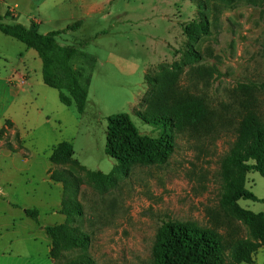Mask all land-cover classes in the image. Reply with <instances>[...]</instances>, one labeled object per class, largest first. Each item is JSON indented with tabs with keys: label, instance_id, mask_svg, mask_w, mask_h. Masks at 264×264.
Wrapping results in <instances>:
<instances>
[{
	"label": "rangeland",
	"instance_id": "1",
	"mask_svg": "<svg viewBox=\"0 0 264 264\" xmlns=\"http://www.w3.org/2000/svg\"><path fill=\"white\" fill-rule=\"evenodd\" d=\"M14 4L1 2L0 14ZM19 10L20 18L3 22L30 26L37 20L48 34L82 21L58 41L78 45L97 64L80 115L44 84L37 53L0 32V75L12 68L22 74L14 98L0 80V253L25 251L44 264L52 246L44 229L67 222L61 214L65 201L83 206L84 217L71 226L91 242L87 250L63 251L57 260L49 256L54 264L84 256L95 264H152L162 221L209 225L208 211L220 212V162L235 141L239 114L252 99L264 118V93L255 89L264 82V0H48L40 12ZM75 66L90 74L82 59ZM172 96L204 99L217 114L214 130L175 133L174 152L162 166L106 154L113 115L128 114L143 136L171 134L160 118ZM3 113L14 117L18 129ZM61 142L73 145L74 163H51ZM55 170H70L79 191L66 192L52 181ZM247 188L264 200L259 173L247 174ZM239 206L264 212L261 201L242 200ZM27 210H37L38 219L28 218ZM225 226L252 239L250 226L237 219Z\"/></svg>",
	"mask_w": 264,
	"mask_h": 264
},
{
	"label": "trees",
	"instance_id": "2",
	"mask_svg": "<svg viewBox=\"0 0 264 264\" xmlns=\"http://www.w3.org/2000/svg\"><path fill=\"white\" fill-rule=\"evenodd\" d=\"M9 19H14L11 12H6L4 16L0 14V32L36 52L42 61L44 84L58 91L59 100L64 106L75 107L78 114L83 115L97 58L80 50L78 45H62L58 41L68 31L81 28L83 22L78 21L64 31L42 34L36 23L27 27L18 22H3ZM80 59L90 71L87 76L85 70L75 66ZM255 89L264 93V82ZM243 108L235 123V141L220 162V212L208 211L210 223L207 226L197 221H162L151 250L152 264H255L256 254L264 247V213L244 210L239 202L250 200L264 203L247 188L249 172H257L264 178V118L254 108L252 99ZM216 115L202 98L177 99L172 96L164 104L160 118L172 131L161 139L141 135L128 114L113 115L108 119L106 154L117 161L132 155L140 165H165L174 152L175 133L191 132L197 135L203 131H213ZM50 161L52 164L74 163L73 145L59 143ZM50 176L52 181L62 183L66 192L71 189L79 191V181L70 170H55ZM107 179L114 181L110 176ZM25 214L32 220H37L39 216L37 210H27ZM61 214L67 218L65 224L45 228L52 240L50 257L54 260L63 251L87 250L91 242L89 234L71 226L75 218L84 217V209L79 202L65 201ZM232 219L250 226L251 240L226 230L225 225ZM66 264L95 262L84 256Z\"/></svg>",
	"mask_w": 264,
	"mask_h": 264
},
{
	"label": "crops",
	"instance_id": "3",
	"mask_svg": "<svg viewBox=\"0 0 264 264\" xmlns=\"http://www.w3.org/2000/svg\"><path fill=\"white\" fill-rule=\"evenodd\" d=\"M4 1L6 2L8 0H0V4H1V2H4ZM12 2L15 4L13 6H11L8 11L13 14L14 19H17V18H20V12H19L20 10L19 9H24V10L29 11V12H35V11L40 12L42 7H45V5H47L48 0H12ZM8 11H6V12H8ZM6 12H5V14H6ZM4 15H2V16H4ZM33 22L36 24L40 23L37 20H34ZM27 27H29V26H27ZM20 71L21 70L12 68V69H7L5 74L3 73L4 75H2V74L0 75V80L3 81L2 86L8 88L10 96H12L13 98L15 97L16 94L18 96V94L20 93V92L16 91L15 87H14L17 84L18 80L21 78L22 74L20 73ZM14 79L15 80L17 79V81H14ZM10 80H12L13 83H10ZM28 80L26 81L25 84L28 83ZM2 99L4 100L5 98L2 97ZM2 116H3V118L6 117L7 121L11 122L13 124V126L16 129H18L16 120L14 119V117H12V115L10 113H7V114L3 113ZM51 249H52V246H47V250L44 253V254H46L47 259L43 260L44 264H54L52 259L49 257ZM9 252H13V255H11L12 253H9ZM14 252H15V254H14ZM31 256H29L25 251H22V252L21 251H14V250H12V248H10L6 252L2 251L0 253V264H34V263L37 264V260L35 262L34 259L31 258ZM255 264H264V247L262 249H260L258 251V253L256 254Z\"/></svg>",
	"mask_w": 264,
	"mask_h": 264
}]
</instances>
